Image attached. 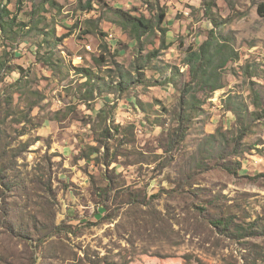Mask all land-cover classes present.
I'll return each instance as SVG.
<instances>
[{
	"label": "rangeland",
	"instance_id": "374dc122",
	"mask_svg": "<svg viewBox=\"0 0 264 264\" xmlns=\"http://www.w3.org/2000/svg\"><path fill=\"white\" fill-rule=\"evenodd\" d=\"M89 1L12 0L0 22V264H244L264 252V236L241 232L264 231V0L81 11ZM156 5L169 46L155 57L160 33L137 43L114 11L150 19ZM209 31L211 53L237 59L219 70L222 89H186L185 61Z\"/></svg>",
	"mask_w": 264,
	"mask_h": 264
},
{
	"label": "trees",
	"instance_id": "16d2710c",
	"mask_svg": "<svg viewBox=\"0 0 264 264\" xmlns=\"http://www.w3.org/2000/svg\"><path fill=\"white\" fill-rule=\"evenodd\" d=\"M12 0H0V22L2 23L5 18H7L10 15V12L7 9V6L10 4ZM23 0H16L17 6H19L22 3ZM53 0H41L42 5H52ZM91 1L88 3H85L84 7H79L81 11H90L91 10ZM55 6L56 8H59L58 5ZM157 15L156 17H151L150 19L145 16H139L136 17L134 15H131L130 13L122 12L117 9H115V14H118L120 16V21L117 22L118 26H121L123 28H129V34L137 41V43L140 42L141 38L150 34L152 31H158L161 36L160 40V47L159 50L156 51L154 56L156 57L158 52L169 46V43L166 41V31L161 29V24L165 18V11L163 9H159V6H157ZM210 14V8L205 9V15ZM257 14L264 18V3H260L257 7ZM212 22V26L215 28L218 26L217 23L214 21ZM14 23V18L11 19L10 23ZM116 23V22H115ZM54 31L47 26H44L42 29V35L44 39L51 38L53 36ZM215 37V33L213 31H209L208 35L204 42L201 43L197 51H194V53H191L186 61L185 66L189 68V76L190 81L185 85V88H190L195 82H201L202 85L208 89L211 92H215L217 90H220L223 88L221 82H220V74L218 73L219 70H223L226 68L227 64L230 62H233L237 59V53L231 49L230 47H217L214 52L211 53V46L213 38ZM48 42V41H47ZM55 43L52 44V41L49 42V45H47L51 50H53ZM45 58L43 57L41 61H44ZM138 82V81H137ZM140 82V81H139ZM130 86H125L124 83H117L115 86V89L120 94H123L129 90ZM189 105V107L194 110L196 108V105L198 106L199 103H193V102H186V101H180V107H185ZM239 139L241 140L242 137L239 136ZM239 164V163H238ZM222 168L227 172L231 174H236L234 168L230 166H222ZM214 227L219 228L222 232L229 231V224L230 222L222 219H217L212 221L211 223ZM241 232L245 234H248L249 237H256V236H264V231L261 233H258L255 231L254 228H250L249 230H241ZM239 233V232H237ZM264 251V250H263ZM244 264H264V252L258 254L256 257H253L250 261H246Z\"/></svg>",
	"mask_w": 264,
	"mask_h": 264
}]
</instances>
